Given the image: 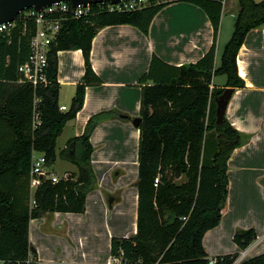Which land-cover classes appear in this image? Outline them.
<instances>
[{"label":"trees","instance_id":"16d2710c","mask_svg":"<svg viewBox=\"0 0 264 264\" xmlns=\"http://www.w3.org/2000/svg\"><path fill=\"white\" fill-rule=\"evenodd\" d=\"M150 0L133 11L108 12L92 4L88 16L64 19L47 53L49 83L35 90L18 83V65L26 62L34 21L16 18L8 35H0V260L25 264L35 249L28 240L29 220L45 212H78L95 184L89 137L109 111L91 115L84 132L69 139L63 152L70 154L76 170L56 182L44 178L30 207V164L33 152L43 153L46 166L56 159V139L64 124L75 117L83 103L84 89L100 78L90 64L91 40L99 28L131 24L147 34L153 16L167 3ZM209 17L214 38L219 27L222 0H188ZM233 29L225 43L220 64L214 66L215 43L196 62L170 65L153 55L140 77L141 87L137 151L136 232L112 237V252L121 249L139 264H210L202 238L221 217L227 191V160L241 144L242 133L224 116L215 120L214 98L225 87L243 88L236 55L245 35L264 26V0H237ZM80 49L85 71L76 84L67 110L59 109L56 79L57 52ZM224 75L222 87L211 86L212 77ZM34 94L39 98L40 124L32 129ZM158 181L155 183V179ZM256 238L250 227L237 229L233 241L244 249ZM238 252L218 255L212 264H264V252L236 261Z\"/></svg>","mask_w":264,"mask_h":264},{"label":"crops","instance_id":"0c3cea01","mask_svg":"<svg viewBox=\"0 0 264 264\" xmlns=\"http://www.w3.org/2000/svg\"><path fill=\"white\" fill-rule=\"evenodd\" d=\"M221 3L215 38L209 17L201 7L176 1L167 3L153 16L147 34L131 24L107 25L97 30L91 40L90 64L101 82L85 87L81 108L64 124L56 139V150L59 142L61 147L55 161L59 155L61 173L53 172L52 164L47 167L57 178L74 172L70 154H63V149L70 138L84 132L91 115L109 111L89 137L95 184L86 194L82 213L45 212L29 220L28 240L38 264H98L112 237L135 234L139 130L133 120L139 117L141 87L152 83H141L140 77L148 70L153 55L170 65L194 63L213 42L217 67L232 32L225 31L228 39L221 42L223 20L225 15H231L233 27L238 10L237 0ZM236 64L245 85L233 88L225 117L242 133V139L227 160L228 191L220 220L204 233L202 244L209 258L238 252V262L264 252V26L247 32ZM84 71L80 49L57 52L60 110L69 108ZM224 84V75L212 77L211 86ZM37 155L33 152L32 157ZM34 191L30 188V207ZM250 227L256 238L241 249L233 241V234Z\"/></svg>","mask_w":264,"mask_h":264},{"label":"built area","instance_id":"2783aa9c","mask_svg":"<svg viewBox=\"0 0 264 264\" xmlns=\"http://www.w3.org/2000/svg\"><path fill=\"white\" fill-rule=\"evenodd\" d=\"M157 1V0H156ZM161 0H158V2ZM170 1V0H162ZM150 0H119L116 3L109 1L98 2L99 9L106 10L108 12H123L133 11L144 7ZM92 4L77 5L72 7L69 2H56L38 11L29 8L21 11L17 17L19 19H31L35 24V31L29 41V55L26 62L18 65V72L21 77L17 80L18 83L30 84L35 90L39 86H45L49 83L47 78V53L50 44L55 40L60 27V21L64 19L80 18L88 16L92 11ZM16 17V18H17ZM16 18L10 22L0 23V35L10 33V30L15 26ZM39 98L34 94L33 99V113H32V129H35L39 124V112L37 110V103ZM62 108H64L62 106ZM46 159L43 153H38L37 156L31 159L30 164V188L36 189L37 185L44 178L50 179L51 182H56L58 178L52 175L47 170ZM158 178L155 179V183ZM35 206V200H33V206ZM213 259H210L209 263L212 264ZM0 264H7L5 261L0 260ZM25 264H38V260L35 254L28 252L25 259ZM98 264H139L138 262L130 261L123 253L121 249L116 252L111 251V247L108 248L106 254Z\"/></svg>","mask_w":264,"mask_h":264},{"label":"water","instance_id":"95a60500","mask_svg":"<svg viewBox=\"0 0 264 264\" xmlns=\"http://www.w3.org/2000/svg\"><path fill=\"white\" fill-rule=\"evenodd\" d=\"M69 2L72 7L79 4L86 5L87 3H98L103 1H109L116 3L119 0H0V23L10 22L14 20L17 15L26 9L32 8L36 11L45 8L56 2ZM233 94L232 87H225L223 91L215 96V120L217 123L221 122L225 116L227 104ZM140 117L133 120V125L138 127Z\"/></svg>","mask_w":264,"mask_h":264},{"label":"rangeland","instance_id":"374dc122","mask_svg":"<svg viewBox=\"0 0 264 264\" xmlns=\"http://www.w3.org/2000/svg\"><path fill=\"white\" fill-rule=\"evenodd\" d=\"M255 1H259V0H255ZM177 3H179V2H183V3H190V4H194L193 2H191V1H188V0H178V1H176ZM195 5V4H194ZM224 22H223V29H222V31H223V34H222V36H221V42L223 41V40H226V39H228V35H226L225 36V31L227 32V31H231L232 30V17H231V15H229V14H227V15H225V18H224V20H223ZM220 49H221V46H220ZM223 78V77H222ZM220 79V77L218 78V80ZM224 79V78H223ZM218 80H216V81H218ZM63 102V101H62ZM61 139H63V138H61ZM61 141V140H60ZM61 146H60V142L58 143V145H57V153L59 152V148H60ZM63 154H65V152H63ZM58 155V154H57ZM59 161H60V156L58 155L57 156V160L51 165V170H53V172H55V173H57V174H59V173H61V170H60V165H59ZM47 170H48V168H47Z\"/></svg>","mask_w":264,"mask_h":264}]
</instances>
